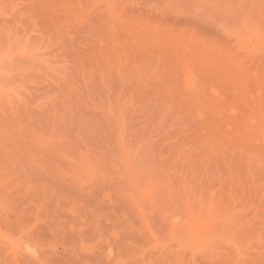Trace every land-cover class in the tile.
Returning a JSON list of instances; mask_svg holds the SVG:
<instances>
[{
    "label": "rangeland",
    "instance_id": "374dc122",
    "mask_svg": "<svg viewBox=\"0 0 264 264\" xmlns=\"http://www.w3.org/2000/svg\"><path fill=\"white\" fill-rule=\"evenodd\" d=\"M0 264H264V0H0Z\"/></svg>",
    "mask_w": 264,
    "mask_h": 264
}]
</instances>
